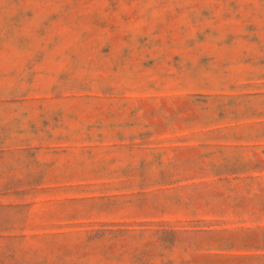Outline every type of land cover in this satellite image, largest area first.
Instances as JSON below:
<instances>
[{"label": "rangeland", "instance_id": "374dc122", "mask_svg": "<svg viewBox=\"0 0 264 264\" xmlns=\"http://www.w3.org/2000/svg\"><path fill=\"white\" fill-rule=\"evenodd\" d=\"M0 264H264V0H0Z\"/></svg>", "mask_w": 264, "mask_h": 264}]
</instances>
